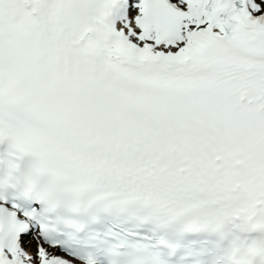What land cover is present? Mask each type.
<instances>
[{
	"label": "snow or ice",
	"instance_id": "obj_1",
	"mask_svg": "<svg viewBox=\"0 0 264 264\" xmlns=\"http://www.w3.org/2000/svg\"><path fill=\"white\" fill-rule=\"evenodd\" d=\"M0 264H264V0H0Z\"/></svg>",
	"mask_w": 264,
	"mask_h": 264
}]
</instances>
